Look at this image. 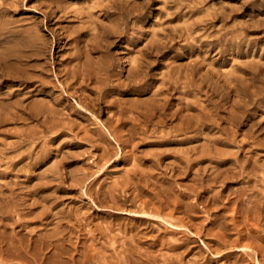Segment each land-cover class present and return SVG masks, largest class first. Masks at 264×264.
<instances>
[{
    "label": "rangeland",
    "instance_id": "obj_1",
    "mask_svg": "<svg viewBox=\"0 0 264 264\" xmlns=\"http://www.w3.org/2000/svg\"><path fill=\"white\" fill-rule=\"evenodd\" d=\"M0 264H264V0H0Z\"/></svg>",
    "mask_w": 264,
    "mask_h": 264
}]
</instances>
